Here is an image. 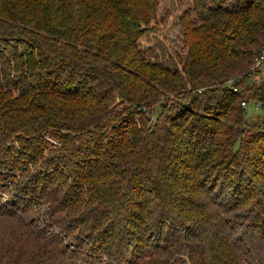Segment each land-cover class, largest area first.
Masks as SVG:
<instances>
[{"label":"trees","instance_id":"16d2710c","mask_svg":"<svg viewBox=\"0 0 264 264\" xmlns=\"http://www.w3.org/2000/svg\"><path fill=\"white\" fill-rule=\"evenodd\" d=\"M158 6L0 0V264H264V0H189L175 58Z\"/></svg>","mask_w":264,"mask_h":264},{"label":"rangeland","instance_id":"374dc122","mask_svg":"<svg viewBox=\"0 0 264 264\" xmlns=\"http://www.w3.org/2000/svg\"><path fill=\"white\" fill-rule=\"evenodd\" d=\"M234 1V0H232ZM189 4V0H159V6L157 11V29H156V41L159 42L157 44L161 45V50L165 51L166 54L174 56V49H176V29H178L176 23H177V16L185 9V7ZM176 46V47H175ZM256 63V62H255ZM256 67L260 69L259 72H256L252 74L251 77L248 79H243V84L245 87L248 84H251L253 82L257 83L261 79V77L264 75V61H262L259 64H255ZM236 88L239 90L242 89L240 86H236ZM247 92L245 94V105H243L240 102V108L244 110L243 114V121L241 124L238 125V128L242 131V137H246L249 133L251 134H262L264 132L263 126H261V112L259 109V106L256 105L255 100L248 99ZM203 112L199 109L194 110V115L192 116V120L197 118L198 116H201ZM246 131V132H245ZM244 132V133H243ZM48 141L52 142L51 139L47 138ZM239 141L235 143L236 147H238ZM255 150V145H252L251 153ZM17 171L14 169L12 170L10 175H16ZM7 209V207H5ZM14 212V210H11V212ZM12 212V213H13ZM16 214V213H15ZM18 215V214H17ZM20 216V215H19ZM27 217L28 219H33L34 225L38 227V229L42 230V221L40 220L39 216L36 213L22 216ZM71 241H73L72 238H67V240H64V244L67 246H70L73 248V244H71ZM67 242V243H66Z\"/></svg>","mask_w":264,"mask_h":264},{"label":"built area","instance_id":"2783aa9c","mask_svg":"<svg viewBox=\"0 0 264 264\" xmlns=\"http://www.w3.org/2000/svg\"><path fill=\"white\" fill-rule=\"evenodd\" d=\"M262 61H264V49L256 59V64ZM241 103L245 105L244 101ZM12 170L14 169L8 168L0 173V206L10 208L18 215H23V210L21 208L23 203L21 198H23V196L18 194L16 190V186L20 180V171H17L16 175H10ZM31 209L42 221V199H33L31 202Z\"/></svg>","mask_w":264,"mask_h":264}]
</instances>
